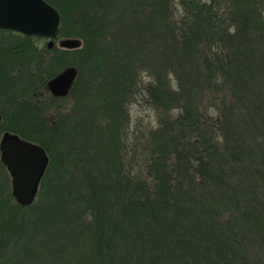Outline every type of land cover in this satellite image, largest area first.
Instances as JSON below:
<instances>
[{"label": "trees", "instance_id": "1", "mask_svg": "<svg viewBox=\"0 0 264 264\" xmlns=\"http://www.w3.org/2000/svg\"><path fill=\"white\" fill-rule=\"evenodd\" d=\"M46 1L51 48L0 29V138L48 157L29 205L0 160V264H264V0Z\"/></svg>", "mask_w": 264, "mask_h": 264}, {"label": "water", "instance_id": "2", "mask_svg": "<svg viewBox=\"0 0 264 264\" xmlns=\"http://www.w3.org/2000/svg\"><path fill=\"white\" fill-rule=\"evenodd\" d=\"M59 25L58 10L46 0H0V29L44 37L47 48H51L53 39L58 36ZM58 45L76 48L81 41L60 38ZM76 75L74 66H66L47 81V89L56 97H64ZM0 160L10 174L12 196L22 205L31 204L48 161L44 147L17 134L5 133L0 140Z\"/></svg>", "mask_w": 264, "mask_h": 264}, {"label": "rangeland", "instance_id": "3", "mask_svg": "<svg viewBox=\"0 0 264 264\" xmlns=\"http://www.w3.org/2000/svg\"><path fill=\"white\" fill-rule=\"evenodd\" d=\"M70 38H75V37H70ZM41 43L46 45L47 39L41 40ZM57 45H58V41H57ZM129 111H130V123L128 130H129L130 138L141 139L145 137L150 127L152 126L154 127L157 125V112L144 102L141 95L136 96V98L132 101V103L129 105Z\"/></svg>", "mask_w": 264, "mask_h": 264}]
</instances>
